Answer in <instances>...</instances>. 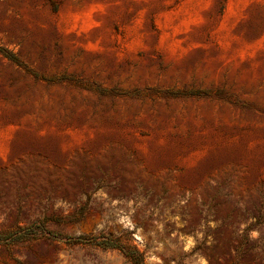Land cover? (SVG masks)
I'll list each match as a JSON object with an SVG mask.
<instances>
[{
    "label": "rangeland",
    "instance_id": "1",
    "mask_svg": "<svg viewBox=\"0 0 264 264\" xmlns=\"http://www.w3.org/2000/svg\"><path fill=\"white\" fill-rule=\"evenodd\" d=\"M0 264H264V0H0Z\"/></svg>",
    "mask_w": 264,
    "mask_h": 264
}]
</instances>
